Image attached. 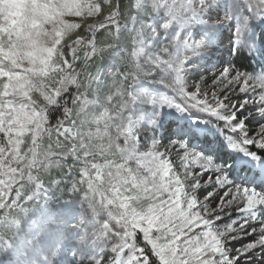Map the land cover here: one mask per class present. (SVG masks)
<instances>
[{
  "label": "snow or ice",
  "instance_id": "snow-or-ice-1",
  "mask_svg": "<svg viewBox=\"0 0 264 264\" xmlns=\"http://www.w3.org/2000/svg\"><path fill=\"white\" fill-rule=\"evenodd\" d=\"M220 47L231 58L193 75ZM96 57L135 66L118 93L99 70L80 91ZM241 58L264 65V0H0V210L27 212L64 162L65 214L93 218L58 264H264V73Z\"/></svg>",
  "mask_w": 264,
  "mask_h": 264
},
{
  "label": "rangeland",
  "instance_id": "rangeland-1",
  "mask_svg": "<svg viewBox=\"0 0 264 264\" xmlns=\"http://www.w3.org/2000/svg\"><path fill=\"white\" fill-rule=\"evenodd\" d=\"M136 3V0L134 4ZM135 7V5H134ZM134 9V8H133ZM69 19H78V18H69ZM123 22V17H122ZM130 24V21H129ZM131 26V24H130ZM179 31V29H177ZM181 35L183 36V32L181 31ZM195 39L198 41L199 37H195ZM99 43L98 38L96 39ZM107 40V35L103 38V42ZM132 49L129 45L127 48V52L131 53ZM216 57L214 59L213 63H209L210 57H208L203 63L199 64L196 69H193V75H196L200 72L201 69L204 71H214L217 67H219L222 62H227L231 57L229 56L227 47H220L216 51ZM186 54H191L186 53ZM80 55L83 56V50H81ZM244 55L247 56L245 53ZM249 59V58H248ZM251 60V59H250ZM94 61H89L87 67L85 68L84 74L81 77V83L82 87L80 91H85L84 85L87 84V77L89 74L96 75L97 70H99L100 73H104L106 76L108 73H116L117 76L115 77L116 82L112 83V77L107 76V79L105 80V91L109 90L112 93H118V90L121 87L120 77L118 75V65L128 63L123 58H116V57H106L105 59H100L98 57L94 58ZM81 63V61H77V64ZM107 64V68L105 65ZM129 64V63H128ZM264 66L260 61L253 62L251 60V70L248 71L249 74L258 76L262 73H264V69L261 67ZM132 72L135 71V66L131 65ZM77 71H79V67H77ZM191 83V81H190ZM250 84L253 83V81H249ZM95 90V81H93L92 87L88 89L87 95L89 99L93 98ZM259 91V89H257ZM70 91L74 92L75 88L70 87ZM119 95L116 94L113 96V104H116L119 101ZM43 99V98H42ZM94 127V126H93ZM62 139V138H61ZM146 139L145 136H141V141L143 142ZM49 145L47 144L45 148H47ZM52 149H54V146L51 144ZM55 158V157H54ZM53 158V159H54ZM210 190V189H209ZM59 197V196H58ZM62 198V196H61ZM11 199V197L9 198ZM59 209L60 213L57 215H49L48 209L44 208V211L39 213V216H43L47 219H52L50 223H52L51 227L46 225L41 230H38V222H34L32 220V211L28 212L27 219L29 220V223H23L18 230L25 231L26 234L21 237L22 245H24V248H20L16 251V254H18V260L17 255H14L15 258H11L13 261V264H56L61 259L62 255L64 254L66 248L69 244L76 243L80 244L82 241H80L75 233L79 230V224L77 223L80 220V216H73V215H67L64 212V209L68 206L64 200L59 201ZM72 202V201H71ZM69 203V202H67ZM75 209H78L79 212H82L84 210L81 208V205L77 203L75 205ZM89 209V208H88ZM80 217V218H79ZM98 216H96V220L100 223H103L107 218L104 220H98ZM93 218V215L91 214H84L83 218L85 220H91ZM39 220V219H38ZM73 225H76V227H73ZM63 229H66L69 231V235L64 236L63 238L59 239L58 236L62 233ZM43 240H46L44 242ZM45 243V245H43ZM2 252V250L0 249ZM28 253V255L21 256L20 254ZM0 258L4 257V253H1ZM23 259V260H21Z\"/></svg>",
  "mask_w": 264,
  "mask_h": 264
},
{
  "label": "trees",
  "instance_id": "trees-1",
  "mask_svg": "<svg viewBox=\"0 0 264 264\" xmlns=\"http://www.w3.org/2000/svg\"><path fill=\"white\" fill-rule=\"evenodd\" d=\"M134 2L135 0H119L122 12H125L126 10H129V9H133L135 5ZM99 19L100 17H88L85 23H95ZM76 34H79L81 36L90 37V33H88L83 27L81 29L76 30V33L73 34V38L75 37ZM105 35H107L106 30L101 29L100 31L96 33V39L98 38L99 42H103L102 40L105 37ZM237 63L239 66H241L242 71L248 72L252 68L251 60L248 58H241ZM77 65L79 67L80 63ZM117 70H118V74L121 72H132L131 65L128 63L118 65ZM42 100H43L42 97H40L38 100V103L41 102ZM69 106H71V104H69ZM52 115L55 116L56 113H53ZM55 123H56L55 119H52V117L50 116V124L54 125ZM55 139H56L55 132L52 133L51 140L49 139L47 135H45L43 138L42 144L44 147H46L47 144L48 145L52 144L55 149V144H54ZM73 170L75 171L76 169L74 168ZM67 173H68L67 164L64 162H62L59 166L54 164L46 173H43L42 179L44 180L45 187L48 189V191L45 194L44 198L37 199V200L27 203L25 205V207L28 208L27 212H20L18 210H12L7 213H3V210H0V249L2 250V252L0 251V255H2L1 253H4V256L7 253L16 254V251L18 249L20 248L25 249L24 245H22L21 237L23 235H27L25 233L26 229L25 231L23 230L21 231V230H18V228L23 223H27V222L29 223V220L27 219L28 212H31V211L33 212L32 220H34L35 223H37V221H40L38 222L39 224L38 230H41L44 227H46V225L50 227L52 225V223H50L52 219H47L46 216L45 217L39 216V213L43 212L44 208L48 209L49 215H56V214L58 215L61 210L59 208V204H60L59 201L64 200L66 204H70L71 201L75 199V194H73L69 190L70 186L68 185V182H67ZM30 188L31 186L26 184L24 191L29 192ZM76 212L80 213L78 209H76ZM82 212L85 215L86 214L93 215L92 211L88 209V206L86 204L84 205V210ZM105 218L107 217L103 213H101L97 217L98 220H104ZM66 235H69V231L66 229H63L62 233L58 236V238L61 239ZM43 241L46 242V240H43ZM43 245H45V243H43ZM20 255L24 256V255H28V253H24ZM11 258H15L14 255Z\"/></svg>",
  "mask_w": 264,
  "mask_h": 264
},
{
  "label": "bare ground",
  "instance_id": "bare-ground-1",
  "mask_svg": "<svg viewBox=\"0 0 264 264\" xmlns=\"http://www.w3.org/2000/svg\"><path fill=\"white\" fill-rule=\"evenodd\" d=\"M215 57H216V53H213L212 55H211V57H210V59H209V63L211 64V63H213L214 62V59H215ZM190 83V82H189ZM206 175H207V173H206Z\"/></svg>",
  "mask_w": 264,
  "mask_h": 264
}]
</instances>
